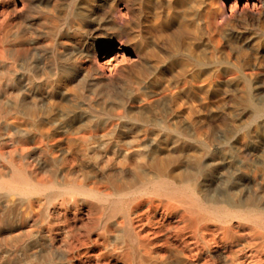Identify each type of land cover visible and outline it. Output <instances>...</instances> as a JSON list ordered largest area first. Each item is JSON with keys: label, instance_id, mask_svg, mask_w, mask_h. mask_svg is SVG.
I'll return each mask as SVG.
<instances>
[{"label": "bare ground", "instance_id": "1", "mask_svg": "<svg viewBox=\"0 0 264 264\" xmlns=\"http://www.w3.org/2000/svg\"><path fill=\"white\" fill-rule=\"evenodd\" d=\"M74 1L81 10L86 5L81 16L89 20L95 10L88 4L96 0ZM133 1L141 2L136 4L139 16L122 3L114 5L110 18L118 29L106 35L100 55L95 51L91 56L99 75L113 76L131 66L137 92L114 95L108 109L102 108L107 117L101 120L84 115V107L97 109L91 98L84 105L76 96L68 97L64 88L46 78L41 63L29 59L33 39L30 43L17 32L8 42L16 0H0V264H264L263 169H212L203 155H191L190 166L183 167L159 149L147 159L150 174L135 171L136 187L110 181L114 193L101 191L95 178L57 181L72 174L95 133H120L125 124L119 120L125 115L136 117L135 127L154 123L165 146L173 139L197 137L173 120L156 122L135 116L133 109L158 100L161 91L176 98L182 91L210 87L208 65L192 51L197 33L210 34L227 12H252L260 3L243 0L238 6V0H220L221 5L228 3L220 10L197 0H156L146 13L149 0ZM171 11L179 15L177 32L160 56ZM127 17H134L129 34L122 30ZM109 23L93 26L94 33ZM180 39L185 58L172 61ZM66 43H73L71 35H59L51 46ZM169 59V66H162ZM78 77L76 73L69 81ZM178 153L181 158L183 152ZM75 229L115 234L123 247L97 253L94 246L100 241L86 239L84 252L69 248L57 258L58 235Z\"/></svg>", "mask_w": 264, "mask_h": 264}, {"label": "rangeland", "instance_id": "2", "mask_svg": "<svg viewBox=\"0 0 264 264\" xmlns=\"http://www.w3.org/2000/svg\"><path fill=\"white\" fill-rule=\"evenodd\" d=\"M155 1L150 2L149 0L143 12H149ZM258 1L260 3L256 8L257 11H234L231 16H228L227 12V16L213 32L210 34L197 33L192 51L195 56L208 65L206 68L211 79L210 87L182 91L176 98H171L168 91H161L158 93L160 97L157 95L158 100L150 99V105L133 109L135 116H143L156 122L173 120L186 131L197 132L199 134L197 137L173 139L165 146V142L162 141L163 137L155 129L154 123H147L145 128H141L136 123L135 127L136 117L130 119L125 115L119 120L125 124L124 128L120 129V133L115 136L95 133L96 140L90 141L89 146L85 147L86 151L80 158L78 167L75 166L72 174L66 178H58L57 181L61 183L76 180L84 183L95 178L101 191L114 193L115 190L110 181L117 185L126 183L136 187L138 183L134 177L135 171L142 169L144 173L150 174L151 168L146 164L147 159L159 149L170 155L169 157L173 159L175 165L179 164L183 167L190 166L191 155H203V157H207V162H210L212 169L240 167L246 171L252 172L259 169L263 172L264 0ZM75 2L74 0H16V13L10 19L12 25L7 40L8 42L14 41V38L11 37H14L17 32H20L25 38L27 37L29 42L31 41L30 43L33 39L28 55L29 59L41 63L44 66L46 78L64 88L68 97L72 98L74 95L84 105H87V100L91 98L92 103L97 105V109L90 112L84 107V115L88 117L91 114L96 119L102 120L107 117L102 108L108 109L114 95H132L137 92V87L133 84L135 80L131 66H123L121 71L113 76L99 75L91 53L96 51L99 54L107 43L106 35H111L118 29L110 18L112 7L122 3L138 14L136 4L141 2L133 0L90 2L88 5H93L95 13L89 20L81 16L86 13V5L81 10L79 6H76L78 1ZM197 2L202 3V6L213 4L215 9L220 10L226 9L228 6L226 2L223 5L219 4L220 0H197ZM242 2L243 0H238V6H241ZM170 16L172 21L166 24L164 28L166 37L161 49H158L160 56L164 55V48L167 47L169 41L173 40V34L177 32L179 15L171 11ZM128 18L125 19L122 29L126 34L131 32L134 17ZM104 21H109V25H106L103 31L94 33L93 26L101 25ZM65 34L71 35L73 43H66L64 46H56L53 49L52 41L59 35ZM123 41L128 47L129 44L125 40ZM181 41L182 39L177 41L179 53L173 57L172 61H182L185 58ZM74 46H77L78 50ZM168 63H171V59L166 60L162 66L168 67ZM76 73L79 74L78 80L70 82L69 78ZM104 96H106L105 102L103 101L105 99L102 100ZM114 112L118 114L121 113V110ZM178 151L183 152L181 158H179ZM202 153L208 155L205 156ZM114 197L116 199L117 196ZM116 223L121 224V219L117 218ZM100 235L101 231L94 229H75L62 232L58 235L59 241L56 242L59 250H56L54 254L57 258H61L63 250L66 251L69 248L84 252L83 244L86 239L92 240L91 242L100 241L97 246H94L96 250L98 249L97 253L99 250L102 253L105 252L103 248L119 250L123 247L121 242L115 238V234ZM82 261H84L83 258ZM83 263L88 264L85 261Z\"/></svg>", "mask_w": 264, "mask_h": 264}]
</instances>
